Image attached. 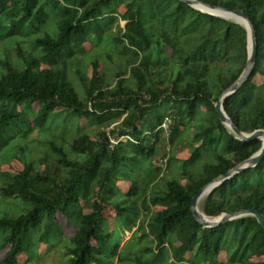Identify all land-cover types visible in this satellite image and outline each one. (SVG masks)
Here are the masks:
<instances>
[{
    "label": "trees",
    "instance_id": "16d2710c",
    "mask_svg": "<svg viewBox=\"0 0 264 264\" xmlns=\"http://www.w3.org/2000/svg\"><path fill=\"white\" fill-rule=\"evenodd\" d=\"M197 1L244 11L254 24L258 39L254 71L224 107L240 131H264V84L256 83L257 78L264 80V0ZM121 5L126 8L123 15L117 12ZM52 18L57 20L56 36L49 27ZM120 21L124 28L108 32ZM41 30L44 36L34 38ZM107 33L115 36L116 45H124V55H134L131 76L139 81L138 88L124 87V71L117 74L116 86L106 85L96 62L85 84L87 100L82 102L67 78V63L94 35L102 38ZM18 37H26L23 43L34 53L41 52L27 53ZM14 39L16 64L0 59V150L17 135L27 138L34 127L44 130L58 110L114 128L109 134L101 131L96 142L88 134L74 140L72 149L81 159H72L63 147L51 144L50 156L39 164L25 163L24 171L0 188L4 198L33 206L16 219H0V230L9 232L0 247L8 253L0 264H19V257L35 243L49 240L60 229L59 214L76 229L67 241L69 264H221L223 253L225 264H264V228L256 218L206 229L192 211L206 186L263 147L261 141L239 140L216 110L220 97L241 78L248 63L244 27L178 0H0V42ZM167 120L172 123L171 147L182 145L185 135L189 140L193 133V140L191 158L182 166L185 184L170 179L164 191L160 182L177 161L171 157L167 170L155 166L165 144L162 127ZM120 182L130 184L127 194ZM106 206L115 209L113 227L118 233H112L104 216ZM151 207L159 210L152 212ZM245 210L264 216V159L214 190L202 212L217 218ZM127 233H132L130 240H150L153 246L127 260L122 242L113 240L116 234Z\"/></svg>",
    "mask_w": 264,
    "mask_h": 264
},
{
    "label": "rangeland",
    "instance_id": "374dc122",
    "mask_svg": "<svg viewBox=\"0 0 264 264\" xmlns=\"http://www.w3.org/2000/svg\"><path fill=\"white\" fill-rule=\"evenodd\" d=\"M117 12L120 15H123L126 12V8L124 5L118 7ZM54 18L51 19L49 23L50 30L53 31V36L58 34L57 32V24ZM229 21V20H228ZM233 22V21H232ZM117 26L120 28L125 27V23L120 21L119 24L113 26L110 31L111 33L118 32ZM44 36V31L41 30L39 33L34 35V38ZM114 37L112 34L107 33L101 37L98 35H94L92 37L91 42L85 45V50L79 52L73 59L69 60L66 67V74L69 82L72 84L76 93L78 94L79 99L82 102L87 100V89L86 82L91 80L94 72L93 64L99 62L100 72L105 78L106 85L116 86L118 83L117 74L120 72H126V80H124V87H127L132 90H136L138 88V80H134L131 76V64L134 60V55L129 52L124 55L122 52L125 49L124 45H116L114 42ZM19 42L22 44V47L27 53L31 51V46L23 43L27 40L26 37H18ZM17 39L10 40L8 42H0V59L1 60H10L13 64L17 62ZM39 49L35 52V55H38ZM172 50L168 49V54L172 56ZM220 67H225V63H221ZM64 68H62L63 70ZM170 71L167 72L169 74ZM167 74H163L162 78H169ZM1 77V74H0ZM160 81V80H155ZM256 83L258 85H263L264 80L261 78L256 79ZM163 87V86H162ZM214 94L218 96L219 92L217 90L214 91ZM3 105H0L2 107ZM91 104L88 105V109L91 110ZM35 111H39V106H34ZM202 112H206V109L201 108ZM124 119L127 118V114L124 115ZM166 124L163 126L164 130V138L165 144L161 148V155L158 156L155 161L156 167H161L165 170L167 161L171 157H175L177 159L176 162L173 163L170 169L166 172L168 173L160 182V188L164 191L167 190V181L170 179H176L181 184H185V179L182 176V166L183 162L188 161L191 158V151L189 141L193 140V133L187 140V136H184V141L182 145H180L177 149H174L170 146L168 140V131L169 127H171V120L166 121ZM114 128V127H113ZM113 128L106 129L102 127L97 122L92 121V119L82 121L75 116L72 112H64L62 110H58L50 119L46 128L42 131L35 128L32 133L27 137L23 138L21 135H17L13 140L8 144L7 147L0 150V188L4 187L8 183L11 182L12 178L15 175H19L24 171L25 163L36 162L39 164V160L41 158H45L46 156H50L51 152V144H56L64 148L65 152L72 159H81L82 155L77 154L72 149V143L74 140L79 137L88 134L92 138L93 141H98L99 133L101 131H105L109 134ZM116 140L112 138V142ZM122 142H126L127 138H122ZM165 159H162L163 157ZM55 164V161H51V165ZM42 169H45V165L41 166ZM119 187L124 194H127L129 191L130 184L125 182H120ZM205 199L203 204L201 205V209L204 208ZM33 209V206L29 203L23 202L19 198L15 199H6L0 195V219H16L21 215L28 213ZM159 210V208L151 207L150 211L155 212ZM86 213L90 212L89 210H85ZM142 216H145V212H142ZM105 218L108 220L109 227L112 230V233H118V228L116 227L114 230V218L116 217V212L113 207L106 206L104 212ZM142 218V217H141ZM57 222L60 224V231L63 232V236L61 237L60 231L56 230V234L52 235L49 240L42 244L35 243V245L22 254L19 257V264H69L70 257L67 256L66 246L68 244V239L72 238L75 235L76 229L68 224L67 219L59 214L57 216ZM9 232L5 233L0 230V247L5 241L6 236ZM132 237V233H127L125 236L116 234L114 236V241H121V247L124 246L123 256L126 257L127 260H130L135 254H141L142 251L149 247L153 246L150 240H145L143 242H139L138 238ZM1 249V248H0ZM8 253V249H4L0 251V263L4 260ZM150 257L149 255H145L144 258ZM192 255H188V258L191 259ZM227 261V255L223 253L220 258V263L225 264ZM107 264H118L117 262L110 261ZM124 264V263H122ZM126 264H136L132 261H127Z\"/></svg>",
    "mask_w": 264,
    "mask_h": 264
},
{
    "label": "water",
    "instance_id": "95a60500",
    "mask_svg": "<svg viewBox=\"0 0 264 264\" xmlns=\"http://www.w3.org/2000/svg\"><path fill=\"white\" fill-rule=\"evenodd\" d=\"M178 1L187 4L191 8L199 12H202L203 14H206V15H210V16L217 17V18L228 21L227 19L216 16L214 14L203 12L199 10L197 6H203L210 10L221 11L226 14L234 15L246 23V26H243V25H240V26L244 27L248 34V55H249L248 63L246 65L245 71L243 75L241 76V78L220 97V99L218 100L216 104V110L219 114V118L221 122L223 123V125H225L226 128L233 135H235L239 140L245 143L255 142V141H261L263 143V147L259 153L254 155L251 159L241 164L234 170L230 171L228 174L216 179L211 184L206 186L196 196L194 203H193L192 211L198 223L201 224L206 229H215V228L220 227L221 225H224L229 222L239 220L242 218H246V217L256 218L259 224L264 228V216L256 210H245V211L237 212L234 214H224L221 217H217V218H210L206 216L205 213L201 214L199 211V203L203 197L210 196L212 192H214V190H216L218 187H220L222 184L232 179L236 175L246 170L256 168L264 159V131L260 130L253 134H247V133L240 131L235 125V123L228 116V114L225 111V107H224L226 100L230 98L231 96H233L247 81H249L254 71L256 61H257V55H258V39H257L256 28L254 24L252 23L251 19L247 16L246 12L244 11L230 10V9H225V8H216V7L207 5L205 3L199 2L197 0H178Z\"/></svg>",
    "mask_w": 264,
    "mask_h": 264
},
{
    "label": "bare ground",
    "instance_id": "6f19581e",
    "mask_svg": "<svg viewBox=\"0 0 264 264\" xmlns=\"http://www.w3.org/2000/svg\"><path fill=\"white\" fill-rule=\"evenodd\" d=\"M197 8L203 12H206V13H211V14H214L216 16H219V17H222V18H225L229 21H233L234 23H237L239 25H243V26H246V23L239 19L238 17L234 16V15H231V14H226V13H223L221 11H214V10H210L208 8H205L203 6H197ZM207 197H203L199 203V211L201 214H203L202 212V209H201V205L203 204L204 202V199H206Z\"/></svg>",
    "mask_w": 264,
    "mask_h": 264
},
{
    "label": "built area",
    "instance_id": "2783aa9c",
    "mask_svg": "<svg viewBox=\"0 0 264 264\" xmlns=\"http://www.w3.org/2000/svg\"><path fill=\"white\" fill-rule=\"evenodd\" d=\"M167 121H170V120H167ZM166 124V123H165ZM164 126V125H163ZM163 128V127H162ZM170 132H171V127H169V131H168V138H169V136H170ZM112 144H114V145H117L118 144V142H112ZM167 163V162H166ZM165 170V169H164Z\"/></svg>",
    "mask_w": 264,
    "mask_h": 264
}]
</instances>
